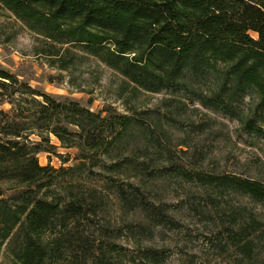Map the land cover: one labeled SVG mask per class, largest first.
I'll return each mask as SVG.
<instances>
[{
    "label": "trees",
    "instance_id": "trees-1",
    "mask_svg": "<svg viewBox=\"0 0 264 264\" xmlns=\"http://www.w3.org/2000/svg\"><path fill=\"white\" fill-rule=\"evenodd\" d=\"M0 3L48 42L51 65L69 70L92 56L122 75L128 107L95 112L0 70V104L15 112L31 97L32 105L21 117L0 109V181L16 187L7 197L0 189V247L8 242L12 264H166L167 249L144 241L180 226V207L159 192L183 184L202 194L187 203L190 214L219 221V245L241 260L258 256L264 221L228 198L264 208V182L189 167L170 141L171 117L136 102L141 91L167 93V108L198 102L264 138V0ZM51 134L78 148L76 165L40 164Z\"/></svg>",
    "mask_w": 264,
    "mask_h": 264
},
{
    "label": "rangeland",
    "instance_id": "rangeland-1",
    "mask_svg": "<svg viewBox=\"0 0 264 264\" xmlns=\"http://www.w3.org/2000/svg\"><path fill=\"white\" fill-rule=\"evenodd\" d=\"M45 49H49L48 42L0 3V70L16 75L20 81L58 100H74L95 112L103 109L128 112L125 99L119 94L122 75L92 56L78 57L82 59L71 64L74 68L61 70L49 63L42 53ZM74 51L79 53L77 49ZM138 95L136 104L142 109H156L162 115L171 117L170 124L165 125L170 141L176 152L181 150L178 156L189 167L264 182V138L248 132L238 120L203 107L198 102L187 103L182 108H167L165 99L172 97L167 93L141 91ZM15 97L19 98V95ZM23 107L14 112L9 101L0 104V109H4L10 118L14 115L21 117L22 113H29L26 110L32 107L31 97ZM22 109L25 111L22 112ZM0 119L6 118L0 115ZM30 139L38 141L41 138L32 134ZM50 140L54 147L37 155L41 165L60 168L78 163V148L63 147L53 134ZM0 189L7 197L15 192L16 187L12 182L0 181ZM199 191L196 187L183 184L174 192H159L167 203L176 209L180 207L177 214L180 226L158 233L153 239L145 240L144 245L165 247L168 255L166 264H264V239L260 242L259 257L255 256L252 261L241 260V255L234 248L227 250L218 244L222 237L217 229L219 221L207 222L201 216L190 214L187 203L201 200ZM228 200L234 206H245L254 211L264 221V208L249 197L233 194ZM121 243L132 247L130 241L123 239ZM0 264H12L8 242L0 247Z\"/></svg>",
    "mask_w": 264,
    "mask_h": 264
}]
</instances>
